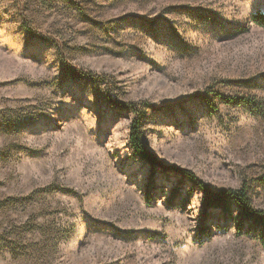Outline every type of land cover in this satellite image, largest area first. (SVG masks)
Listing matches in <instances>:
<instances>
[{"label": "rangeland", "instance_id": "obj_1", "mask_svg": "<svg viewBox=\"0 0 264 264\" xmlns=\"http://www.w3.org/2000/svg\"><path fill=\"white\" fill-rule=\"evenodd\" d=\"M262 10L0 0V264H264L233 225L199 235L201 192L169 169L245 186L264 208V29L250 18ZM62 60L105 78L70 77ZM111 98L137 105L160 167L133 153L132 112Z\"/></svg>", "mask_w": 264, "mask_h": 264}, {"label": "trees", "instance_id": "obj_2", "mask_svg": "<svg viewBox=\"0 0 264 264\" xmlns=\"http://www.w3.org/2000/svg\"><path fill=\"white\" fill-rule=\"evenodd\" d=\"M251 21L264 29V10L254 12L250 15ZM25 27L33 34L35 30L29 25ZM55 44V43H54ZM63 61V60H62ZM67 70V74L73 78H88L91 80L104 79L105 76L90 71H85L77 67L66 64L63 61ZM224 103H250L251 101L245 97L240 99L232 97L219 96ZM110 102L115 106L127 108L132 112V119L129 124L128 144L133 150V153L146 162L152 169L156 166H161V163L155 155L147 149L141 136V113L135 103H122L115 99H110ZM173 172H177L183 178L196 185L201 192L200 207L202 215L201 228L198 234L208 233V225L205 221L213 222L217 228L225 230L234 226L237 234L249 235L255 238L258 243L264 247V208L253 206L249 196L247 195L246 187H230L219 188L213 190L208 184L202 182L192 171H188L181 167L169 166ZM210 212V213H209ZM213 212V213H212ZM212 220V221H211ZM200 227V226H199Z\"/></svg>", "mask_w": 264, "mask_h": 264}]
</instances>
